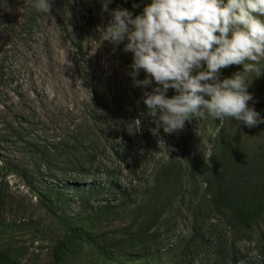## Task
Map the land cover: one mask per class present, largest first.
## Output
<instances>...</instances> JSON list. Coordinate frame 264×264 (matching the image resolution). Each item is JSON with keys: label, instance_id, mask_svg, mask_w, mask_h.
Returning <instances> with one entry per match:
<instances>
[{"label": "rangeland", "instance_id": "rangeland-1", "mask_svg": "<svg viewBox=\"0 0 264 264\" xmlns=\"http://www.w3.org/2000/svg\"><path fill=\"white\" fill-rule=\"evenodd\" d=\"M49 3L51 12H44L39 0H0V237H13L27 264H49L51 246L64 232L58 218H85L107 203L122 217L146 201L157 168L185 141L189 158L207 162L209 130H216L196 118L177 133H148L134 100L140 88L128 74L132 54L98 30L111 20L102 0ZM194 181L200 194L203 169ZM188 199L176 197L161 218V252L151 264H231L233 254L236 264H258L264 258L254 235H235L216 213L194 236ZM128 222L109 218L95 232ZM189 241L188 253L177 255ZM81 255L90 263L87 253ZM69 262L80 264V258Z\"/></svg>", "mask_w": 264, "mask_h": 264}, {"label": "clouds", "instance_id": "clouds-1", "mask_svg": "<svg viewBox=\"0 0 264 264\" xmlns=\"http://www.w3.org/2000/svg\"><path fill=\"white\" fill-rule=\"evenodd\" d=\"M112 3L102 0L111 20L98 30L132 54L133 86L151 88L143 92V103L155 118L153 135L161 128L165 134L183 131L196 118H227L249 128L264 124L248 91L264 74V0H147L139 15L110 9ZM39 10L51 12L49 0H39ZM233 65L242 71L225 77L222 69ZM141 72L144 78L137 79ZM134 122L139 131L140 120Z\"/></svg>", "mask_w": 264, "mask_h": 264}, {"label": "trees", "instance_id": "trees-1", "mask_svg": "<svg viewBox=\"0 0 264 264\" xmlns=\"http://www.w3.org/2000/svg\"><path fill=\"white\" fill-rule=\"evenodd\" d=\"M146 3L147 0H121L118 4L139 15ZM237 71H242V66L222 69L225 77ZM252 77L254 74H250ZM144 91L146 89L140 88L135 92L134 100L137 110L143 114L145 128L153 135L150 130L156 127L153 123L155 118L146 115ZM248 91L254 97L249 102L250 106L264 116V74L252 81ZM208 121L221 130L219 135L210 136L212 150L207 162L200 164L196 157L189 158L185 141L180 152L171 155L157 168L154 189L146 197L147 200L141 201L129 212L122 211V217L115 205L107 203L85 218H58L64 232L51 246L49 264H70L69 258L73 255H78L80 264H83L82 253H87L88 264H151L161 252L157 245L161 218L176 197L184 200L187 195L194 236L200 231V224L211 213H216L235 235H254L260 252L264 253V124L249 128L242 122H230L227 118H208ZM201 169L205 182L204 189L198 194L199 186L194 180ZM193 194L198 200L196 206L191 200ZM109 218L122 221L129 218V222L113 232L96 233L95 229ZM1 238L0 264H27L19 258L13 237ZM189 242L176 249V254H187ZM230 260L231 264H236L238 259L233 254ZM258 264H264V258Z\"/></svg>", "mask_w": 264, "mask_h": 264}]
</instances>
